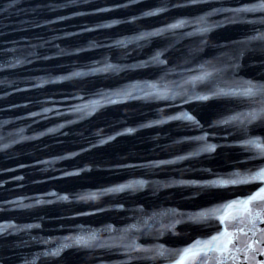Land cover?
I'll return each instance as SVG.
<instances>
[{
	"label": "water",
	"instance_id": "water-1",
	"mask_svg": "<svg viewBox=\"0 0 264 264\" xmlns=\"http://www.w3.org/2000/svg\"><path fill=\"white\" fill-rule=\"evenodd\" d=\"M173 0H0V264H144Z\"/></svg>",
	"mask_w": 264,
	"mask_h": 264
},
{
	"label": "snow or ice",
	"instance_id": "snow-or-ice-1",
	"mask_svg": "<svg viewBox=\"0 0 264 264\" xmlns=\"http://www.w3.org/2000/svg\"><path fill=\"white\" fill-rule=\"evenodd\" d=\"M257 10H260V11H264V5H258L257 8H245V9H238L237 11H243V12H250V11H257ZM173 27H179V25H174ZM256 86L255 85H251L250 88H249V94L252 93V89L255 88ZM187 119L191 120L192 117H186ZM260 175H264V173H261ZM262 193H264V189H261L260 192L257 193L256 196H253L251 199L254 201L257 199V196H260ZM262 202H264V200H262ZM227 246L225 245V248ZM261 255H264V251L261 252Z\"/></svg>",
	"mask_w": 264,
	"mask_h": 264
}]
</instances>
